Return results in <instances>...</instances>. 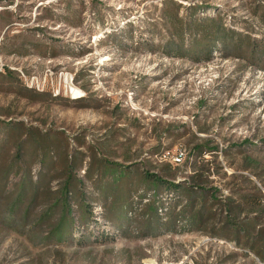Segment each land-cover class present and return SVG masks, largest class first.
Segmentation results:
<instances>
[{"label":"rangeland","instance_id":"1","mask_svg":"<svg viewBox=\"0 0 264 264\" xmlns=\"http://www.w3.org/2000/svg\"><path fill=\"white\" fill-rule=\"evenodd\" d=\"M211 17L249 38L246 57L237 42L218 44L208 60L179 55L183 42L204 44L196 22ZM256 49L264 52V0H0V166L12 160L24 126L73 155L83 180L65 242L47 238L59 208L50 223L36 224L51 205L46 198L30 209V224L0 202V264H264L245 239L228 237V229L227 237L214 234L230 220L249 227L252 241L264 235V59L253 57ZM202 144L218 150L200 155L194 147ZM34 149L24 144L33 181L40 170L47 181L65 167L54 155L52 168H42ZM95 159L136 169L132 182L148 171L180 183L179 198L169 204L167 190L157 197L154 188L136 187L119 214L100 202L93 180L103 168ZM22 173L4 192L20 189ZM64 176L50 188H61ZM188 186L196 213L199 188L216 189L224 217L204 225L181 217ZM78 214L91 215L82 223Z\"/></svg>","mask_w":264,"mask_h":264},{"label":"trees","instance_id":"2","mask_svg":"<svg viewBox=\"0 0 264 264\" xmlns=\"http://www.w3.org/2000/svg\"><path fill=\"white\" fill-rule=\"evenodd\" d=\"M13 1L14 0H9V2ZM191 21L194 20L191 19ZM189 23L190 22L184 23L183 30H177V34H179L182 42L184 31L188 30L190 27ZM196 27V33L200 34L201 38L205 40L204 44L202 43V41L199 42L198 38L193 39L192 43L186 47H184L183 42L181 45L175 46V50L179 53V55H190L191 57H194V60L197 61L204 59L208 60L212 55V51L217 48L218 44L231 46L234 45L235 42H237L239 46H244L245 53H240V57H246L247 52H249V50L254 47V45L249 41V38L241 39L240 34L236 33L233 29L227 28L222 19L211 17L206 20H199L196 22ZM195 45H200V49L198 51H194ZM251 53H253V57L258 55L257 59L259 60L264 59L259 58V55H261V57L264 56V52L259 54L260 50L256 49L255 52L252 51ZM259 60H257L258 63ZM9 71L11 72V70ZM23 128L24 126L21 127L22 132L20 134V137L23 135L22 133L25 132L26 138L22 141H20V137L17 139V143L15 142L17 149L12 157V160H10V163L8 165L0 166V202L2 203L1 210L8 211L9 213H11L9 214L10 216L16 215L15 218L23 224H30L31 220L29 218L32 215L30 214V209L35 203L38 202L40 198H46V201H49L51 205L48 206L47 212L45 214L39 216L36 224L39 226L44 222L50 223V220L53 218V216L56 215L52 213H54V211L59 208L62 212L56 222H54L51 233L47 238L57 242H65L72 235L73 225L75 224L71 204H78V194H81L80 191L83 186V180H81L74 173V171H76L79 167V164L77 160H75L73 155L68 156L66 154L64 148L63 152L59 151L60 148L58 149L56 144L57 142L53 137H50L47 134H36L32 130L25 131V128L24 130ZM28 142L34 145L35 149L33 150V157L35 158V161H37L40 157L42 168H52V164L54 163L52 162L51 157L56 155L57 157H60L62 161L61 163L65 164L63 170L53 176H49V180L47 181L44 178V174L47 172L40 170L38 175L35 176V181H33L30 169L28 167H25V164L28 163L27 166H30L31 164L30 162H28L25 153H23L24 144ZM194 149L197 150V153H199L200 155H203L205 151L216 152L218 150L217 147L210 148L206 144L195 145ZM96 159L93 163L98 161L103 168V171L101 173L98 172L100 174V178L98 180H96V178L93 180L97 172L95 173L92 162V167L90 169L88 168V177H92L94 185L99 189L98 191L103 198V200H100V202H107L108 204H111V208L115 211H118L119 214H126V204L124 203L129 200L130 195H132V192L136 189V187L142 188V186H144L147 188H154L152 192L156 194L157 197H159V189L163 188L169 192V204L171 203V200L176 199L177 202V199L179 198V191L182 189L180 183L175 184L174 182L165 180L157 173H150L148 171L142 172L140 178L132 182L129 181V177L133 174H139L136 173V169H131L126 166H120L118 165V163H113L110 161L104 162ZM21 171H23V173L21 174L22 176L18 183L15 184L17 186L21 185L20 189L15 186L12 190L10 189L7 192H4L6 190V185H4V183L8 181L11 176L18 175ZM62 174L65 175V180H63L62 182V187L57 190H52L50 188L51 180H53L55 177L61 176ZM128 181L133 183L134 185H130L132 187H129V185H127ZM135 182L138 184H136ZM187 188L188 189L184 192L186 194L185 200L180 203L181 206L184 205L180 213L181 217L187 215L190 219L189 222L196 223L198 225H204L205 222L214 220L216 218L218 219V217H220L221 215V217H224L223 215L224 213H226L228 208L226 206V203H221L222 201L220 200V198H218L216 189L210 190L209 188H205L203 186L202 189L199 188V190H202V205L200 211L196 213L194 209L196 207L197 200L196 198H191L193 196L195 187L188 186ZM208 200H210L209 203H207ZM253 203L254 205H257L260 202H257L255 200L253 201ZM154 206V204L152 206H149L151 213H154L155 211ZM217 207L220 209L219 212H213L216 211ZM158 208L161 209L162 206L159 205ZM168 208L169 205L167 207L165 206V208L161 211L166 214ZM18 211H23V213H21L20 215L13 214ZM82 211L84 213L85 210L82 209ZM18 215L19 217H17ZM80 215L81 217H83L82 223H85L88 219L87 216H90L91 214H78V216ZM227 215V217L230 216V214ZM223 224V227H221L218 232H215L214 234L221 237L234 236L235 240H240L242 238L245 239V245H250L255 250L257 255L264 261V235H262L259 240L256 238L252 241L249 227H244V225L240 226L238 223H232L230 220H226ZM227 229L229 235L226 236ZM103 235L104 237H106V239L109 240L115 238L113 236H109V234L106 232H103ZM250 241H252L251 244ZM260 245L262 246L260 247Z\"/></svg>","mask_w":264,"mask_h":264},{"label":"built area","instance_id":"3","mask_svg":"<svg viewBox=\"0 0 264 264\" xmlns=\"http://www.w3.org/2000/svg\"><path fill=\"white\" fill-rule=\"evenodd\" d=\"M4 69H5V64L0 60V72L4 71ZM73 96L74 97H79L80 94H76V95H73ZM182 156H184V154L182 152L177 154V156L174 158L175 161L180 162L182 160Z\"/></svg>","mask_w":264,"mask_h":264},{"label":"bare ground","instance_id":"4","mask_svg":"<svg viewBox=\"0 0 264 264\" xmlns=\"http://www.w3.org/2000/svg\"><path fill=\"white\" fill-rule=\"evenodd\" d=\"M78 96V95H77Z\"/></svg>","mask_w":264,"mask_h":264}]
</instances>
